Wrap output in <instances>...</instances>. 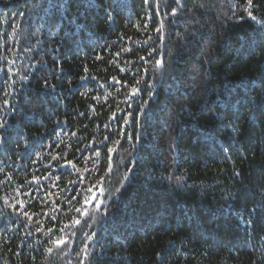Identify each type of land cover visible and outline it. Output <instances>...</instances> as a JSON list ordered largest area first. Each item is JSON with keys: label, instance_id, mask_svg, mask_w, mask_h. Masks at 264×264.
<instances>
[{"label": "trees", "instance_id": "16d2710c", "mask_svg": "<svg viewBox=\"0 0 264 264\" xmlns=\"http://www.w3.org/2000/svg\"><path fill=\"white\" fill-rule=\"evenodd\" d=\"M0 124V264H264V0H0Z\"/></svg>", "mask_w": 264, "mask_h": 264}, {"label": "snow or ice", "instance_id": "6c2138e0", "mask_svg": "<svg viewBox=\"0 0 264 264\" xmlns=\"http://www.w3.org/2000/svg\"><path fill=\"white\" fill-rule=\"evenodd\" d=\"M177 3L179 4V3H181V0H177ZM247 5H248V8L250 9L252 6H253V0H247ZM176 11H177V9H173L172 10V14L173 15H175L176 14ZM248 16L249 17H251L253 20H255L256 19V17L255 16H253V14H252V12L251 11H248ZM118 55V54H117ZM159 63V62H158ZM81 79L83 80V79H85L84 77H81ZM46 83V86H47V82H45ZM51 87L54 89L56 86L55 85H51ZM135 89H133V92L135 93ZM0 127H3V124H0ZM66 163L68 164V165H73V162L72 161H66ZM74 166V165H73ZM77 211H79V209L77 210ZM76 223H79V221H76ZM49 231H51V229H49ZM57 245H59V244H62V243H64V241L63 240H57L56 242H55ZM48 251L49 252H51L52 251V249L50 248V249H48ZM158 256L160 255L159 253L157 254Z\"/></svg>", "mask_w": 264, "mask_h": 264}]
</instances>
